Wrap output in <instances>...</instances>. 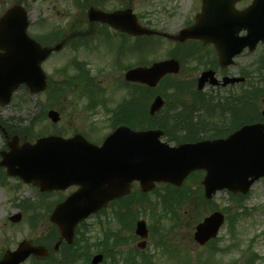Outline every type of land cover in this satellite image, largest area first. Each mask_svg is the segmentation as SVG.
Wrapping results in <instances>:
<instances>
[{
    "label": "water",
    "instance_id": "1",
    "mask_svg": "<svg viewBox=\"0 0 264 264\" xmlns=\"http://www.w3.org/2000/svg\"><path fill=\"white\" fill-rule=\"evenodd\" d=\"M237 0H205V6L212 8L216 26H224L221 33L227 41L218 38L212 41L217 45L222 66L233 63V57L244 46L254 49L259 40L264 41V0H254L246 9L235 8ZM9 11L0 21V106L10 102L12 93L26 84L31 93H37L47 87V75L41 64L53 48H41L27 35V24L22 26H4L11 17ZM91 18L105 21L112 26L127 30L133 34L151 33L136 21H117V12L106 13L91 11ZM201 20L199 19V23ZM199 23L175 36L178 40L198 36ZM228 29V32L225 29ZM242 28L248 34L239 37ZM9 34V37L7 36ZM7 36V37H6ZM62 43L54 49L60 50ZM180 63L176 59L154 62L147 67H136L126 73V79L156 86L169 73H178ZM209 80L218 84L213 70L205 71L199 78L202 89ZM244 80L243 77H225L223 84ZM164 104L158 95L151 104L150 113L154 115ZM53 121L60 116L55 110L49 111ZM161 129L134 130L129 126L117 127L107 136L102 145L89 142L81 134L70 138L49 135L39 138L35 143L28 141L19 144L20 138L13 136L9 141V150L2 151L0 165L7 173L19 175L26 182H33L42 190L65 189L77 184L79 189L63 202L59 203L51 214V220L59 227L60 234L69 243L73 241L77 224L92 212H95L113 198L127 194L134 180L140 181L143 191L153 189L156 182H168L177 186L195 170H206L202 183L208 199L217 190L227 188L235 193H247L253 182L264 176V123L256 122L243 125L226 138L201 140L171 146L161 140ZM19 221L21 214L11 217ZM225 221L223 212L217 210L197 224L194 238L205 244L217 236ZM148 228L145 220L136 224V233L146 238ZM58 244L55 249L58 248ZM146 241L139 246L145 247ZM31 254L43 257L50 251L43 245H33L22 240L15 250H7L0 264H20ZM103 260V254H96L93 264Z\"/></svg>",
    "mask_w": 264,
    "mask_h": 264
},
{
    "label": "rangeland",
    "instance_id": "2",
    "mask_svg": "<svg viewBox=\"0 0 264 264\" xmlns=\"http://www.w3.org/2000/svg\"><path fill=\"white\" fill-rule=\"evenodd\" d=\"M86 44V49L77 47L76 50H73L69 46L65 47L51 57L43 67L49 77L60 80L75 74L74 71H69L66 74L55 71L65 67L70 58L78 57L87 61L91 65L92 74L97 77L95 81L100 82L104 87V93L100 96L113 100L115 104L109 107L88 106L87 98L80 99L79 96V93L83 92L84 89L73 90L70 88L64 93L66 99L62 100L60 105L55 106L60 111L62 119L57 124H53L49 118H41L44 111L43 107L46 106L47 93L31 94L28 89L20 88L15 93L11 103L0 108L2 119L8 120L10 123L11 128L9 130H23L30 125V129L36 132L58 130L64 136H69L74 130H77L88 134L90 139L94 141L102 140L111 131L112 122L116 120L113 114L115 106L127 95L120 83V80L123 79V71L126 66L142 59H139L136 53L132 55L123 54L121 66L113 65L116 47L109 50L107 43L99 39H88ZM89 46L92 49L87 52V49H90ZM169 47L167 42L156 43V51L147 54L146 59L145 57L143 59L155 61L168 58ZM260 53L261 51L253 55H240L236 58L235 64L229 66L226 72L230 75L238 74L243 67L252 65L251 68H247L252 75L254 68L260 65L264 66L263 60L258 62ZM185 69L182 67L178 75L181 80L193 78L199 74ZM205 89V91L221 97H225L230 90L226 89L217 93L210 86ZM25 99L27 103H23ZM77 99L80 100L77 102ZM71 100L74 101L73 104ZM151 100L152 98H143L144 104H142L140 114L144 110H148ZM42 104L43 107H41ZM259 107L261 112L264 103L259 104ZM33 117L38 119L37 125L31 124L30 120ZM124 117L125 115L119 116V122L129 121L130 125L132 119L128 120ZM137 123L134 121L132 124H135L134 127L137 128H145L137 126ZM175 142L170 141L171 144H175ZM3 145L4 136L0 133V150L3 149ZM11 183L17 184L15 179ZM188 183L190 185L192 181L189 180ZM134 188L136 189L137 186L134 185ZM69 191L44 196L39 195L37 189L32 185L18 186L12 190L0 183V253L6 249H14L22 239L32 241L41 239L40 244L46 246L54 243L56 232V235L53 234L44 240V237L53 230L49 220V212L52 206L59 201L58 199L67 195ZM28 200L36 207L29 210L31 206L25 203ZM160 202L161 200L157 198V195L149 197V206L157 203L154 204L153 211L150 208L144 210L142 207L137 208L130 205L128 213L130 212L131 215L125 221L126 225L119 223L117 214L113 213L117 209L113 208L111 211L110 206L107 213L92 215L78 231V240H81L78 245L76 243L77 247L73 250L65 248L66 251L62 252L63 256L73 258L72 264H91L90 261L96 253L105 254L103 262L100 264H129L134 258L140 261L139 264H145V257L150 258V264H245L251 257H256L255 264H264V178L255 182L249 193L242 197H231L228 191H219L211 200L214 203L213 209L207 203L201 205L200 202H196L192 196L185 200L175 199L166 206ZM25 206H28L29 209H26ZM127 208L125 206L119 208L120 213L127 214ZM214 209H221L225 212L226 223L215 243H211L209 246H199L193 237L195 226ZM18 211L22 212V219L16 223L11 222L9 220L10 215ZM139 218L145 219L149 227L147 245L144 249L138 246L141 238L134 231L135 222ZM105 234L108 236V240L105 238ZM233 238H235V242L230 241ZM172 244L178 245L177 251L173 249L175 246ZM88 245L90 246L81 254L74 251L81 250ZM61 256L57 252L46 264H62ZM23 264L45 263L32 262L30 259Z\"/></svg>",
    "mask_w": 264,
    "mask_h": 264
},
{
    "label": "flooded vegetation",
    "instance_id": "3",
    "mask_svg": "<svg viewBox=\"0 0 264 264\" xmlns=\"http://www.w3.org/2000/svg\"><path fill=\"white\" fill-rule=\"evenodd\" d=\"M251 2L252 0H240L236 3V7L241 10ZM15 5H19V12L27 16L29 35L34 37L42 47H52L58 41H64V47L69 46L73 50H76L77 47L86 49L88 39H99L106 42L107 45L114 42L116 52L120 51L122 55H132L136 52L139 43L143 45L146 42H167L170 45L168 55L178 58L181 65L184 64L185 70L201 74L204 70L214 69L221 78L229 74L226 72L227 68L217 67L218 52L216 46L211 42H205L217 36V29L211 25L209 19L205 16L202 17L199 26L201 37L188 38L180 42L169 36L180 33L198 21V16L205 12L204 0H0V19ZM92 9L109 13L124 12L118 18V21H133L134 18L131 17V14H135L138 22L143 27L151 29L152 32L150 34H131L125 30L115 28L107 22L93 20L90 14ZM12 22L17 23L18 17H14ZM58 26L63 27V31L60 30L62 32L61 36L59 35ZM246 33L247 30L245 29L239 32L240 35ZM107 48L109 50L113 49L109 45ZM91 49V47L87 49V52H90ZM257 51L264 52V43L259 42L253 52H249L245 48L241 55H251ZM56 53L52 52L49 58ZM80 61H82V65H80ZM84 62L85 60L73 57L70 58L65 67L59 68L57 71H74L76 74L80 72L81 67L83 71L88 73L91 65L87 61ZM112 64L121 66L119 59H114ZM128 69L127 67L124 69V74ZM263 71L264 67L258 66L254 68L252 75L249 72H238L237 75L245 76L246 80L248 78L253 79L255 81L253 83H247L245 80L243 86H241L243 82H240L227 86L220 84L212 87L214 92L218 93V91L230 89L235 85L237 88L242 87L243 97H248L249 86L260 84L257 80L264 81ZM199 74L196 76V85L198 84ZM85 79L90 81L87 76ZM120 83L128 85L127 82H122V80ZM93 84L96 85L95 81ZM209 86L207 85L205 88ZM205 88L203 92L206 90ZM78 100L80 99L76 101L78 102ZM71 102L73 104L74 101L71 100ZM113 104H115L113 100L108 99L94 101L93 103V105L98 106H111ZM117 104H121L120 109L123 115L130 116L131 119H137L138 112L135 100L127 101L122 98Z\"/></svg>",
    "mask_w": 264,
    "mask_h": 264
},
{
    "label": "trees",
    "instance_id": "4",
    "mask_svg": "<svg viewBox=\"0 0 264 264\" xmlns=\"http://www.w3.org/2000/svg\"><path fill=\"white\" fill-rule=\"evenodd\" d=\"M64 88L65 90L68 89V87ZM160 89L161 91H155L150 88H138L136 90L135 94L137 95L139 107L143 102V98L150 99L155 96L157 92L165 96L166 105L162 112L156 116H150L146 111L144 116H139L135 123L138 122L137 126L139 127L162 128L168 140H174L176 142L194 141L205 137L226 135L241 124L256 120L258 114H260L259 104L264 103V101L261 100L264 99V88L250 89L248 107L245 109V107L241 106L244 102L242 94H239L240 96L233 95L231 97H226V100L224 99L223 101L222 99L216 101L211 95L196 89L192 83L187 84L183 82L178 76L167 77L163 81ZM60 93L59 91L58 94ZM61 96L62 95H59V97ZM89 97L94 98L97 96H92L90 94ZM42 116H44V114L41 115V118H44ZM260 119H262L261 116ZM1 123L8 127L7 122L1 120ZM126 123L129 124V121ZM132 123L130 125L134 126L135 124ZM25 133H27L31 139L37 136L29 127L25 128ZM201 177L202 173L196 172L190 177L192 184H186L183 187H175L167 184L164 190L157 188L154 193L164 206H166V204H171L175 199L185 200L192 196L196 202H200L201 205L207 203L211 206V209H213L214 203L210 200H206L203 196L202 185L200 184ZM137 193L138 194L135 196H130L124 200H117L115 203L114 209L117 210L113 213L117 214L119 222L124 225H126L125 221H127L131 215L130 212L128 213L131 207L130 205H132V207L136 206L137 208L142 207L144 210L150 208L153 211L154 204H157L154 203L149 206V197L147 194L141 193L140 191ZM124 206L128 207L127 214L120 213L119 208ZM105 238L108 240V236L105 235ZM161 240L163 241V239ZM230 241L235 242L236 240L233 238ZM78 242L79 241H77V245ZM77 245L71 247L65 244L61 250L64 252L66 251L65 248H71L73 250ZM89 246L90 245L81 250L74 251L81 254ZM173 249L175 250V248ZM61 257L65 264H72L74 262V259L69 256L65 255ZM255 258L256 257H251L245 264H255ZM144 262L145 264H150V258L145 257ZM46 263L47 261L45 264ZM139 263L140 261H137L135 258L131 259L129 262V264Z\"/></svg>",
    "mask_w": 264,
    "mask_h": 264
}]
</instances>
